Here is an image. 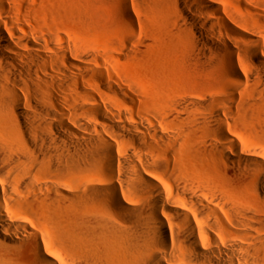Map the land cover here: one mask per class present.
Returning a JSON list of instances; mask_svg holds the SVG:
<instances>
[{
  "label": "bare ground",
  "instance_id": "1",
  "mask_svg": "<svg viewBox=\"0 0 264 264\" xmlns=\"http://www.w3.org/2000/svg\"><path fill=\"white\" fill-rule=\"evenodd\" d=\"M175 1L214 94L122 76L147 33L100 53L35 18L82 3L0 0V264H264V6Z\"/></svg>",
  "mask_w": 264,
  "mask_h": 264
},
{
  "label": "rangeland",
  "instance_id": "2",
  "mask_svg": "<svg viewBox=\"0 0 264 264\" xmlns=\"http://www.w3.org/2000/svg\"><path fill=\"white\" fill-rule=\"evenodd\" d=\"M52 1L53 4L57 2V0ZM59 1L56 5L67 0ZM69 1L64 4L69 5ZM71 1L72 4L77 2L78 9L72 7L75 9L74 13L79 12L80 15L82 10L83 13H85L84 10H90L86 13L90 15V12H93L91 13L95 16L92 15L93 20L73 19V21L68 20L69 18L66 20V18H61L49 8H44L42 15H36V20L45 29L57 30L63 35L89 41L93 48L100 53L108 49L106 46L109 45L108 43L112 39L118 38L120 42H123L130 36L149 35L150 46H148L149 50L146 49L144 55H120V58L122 56L121 60L115 64L121 75L141 92H148L150 89L153 91L155 87L171 86L173 88H184L190 93L203 96L214 94L221 89L222 80L217 76L221 71L220 64L215 63V66L211 67L210 70L200 73L194 69L196 61L190 60L194 58L189 56L193 48L191 43L193 38L189 32L181 35L176 30L178 26L183 25V22L178 18L180 8L175 0H129L130 8L137 21L140 22L137 31L135 30L136 32L132 30L129 21L124 16L122 6L124 0ZM223 1L228 5H232L234 0ZM252 1L259 6H264V0ZM78 3H82V10L79 9L78 6L80 5ZM233 11L244 17V13L239 10L234 9ZM138 28H141L140 31L143 29V31L140 32ZM152 36L153 38H150Z\"/></svg>",
  "mask_w": 264,
  "mask_h": 264
}]
</instances>
